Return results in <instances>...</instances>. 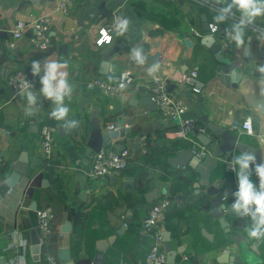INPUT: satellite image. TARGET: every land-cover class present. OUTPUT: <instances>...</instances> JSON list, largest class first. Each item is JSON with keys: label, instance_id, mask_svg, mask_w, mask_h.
Wrapping results in <instances>:
<instances>
[{"label": "crops", "instance_id": "obj_1", "mask_svg": "<svg viewBox=\"0 0 264 264\" xmlns=\"http://www.w3.org/2000/svg\"><path fill=\"white\" fill-rule=\"evenodd\" d=\"M194 7L198 11L196 19L190 15ZM115 14L130 19V32L123 37L114 35L111 43L101 44L98 30ZM202 14L207 25L214 22L215 12L196 7L189 0H126L122 5L113 0H70L66 7L59 6V0H0V56H4L0 65L3 180L12 172L21 151L28 154L26 173L0 200V254L7 256V261L36 264L30 252L31 232L37 231L35 210L50 207L52 231L41 248V264H49L44 259L45 252L56 258L55 264H62L58 260L60 248L68 249L75 264H90L99 252L96 241L115 234L126 218L129 222L102 252L100 264H146L152 236L141 231V222L153 203L168 198L162 226L170 232V244L176 250L174 264H239L225 262L224 252L239 255L243 264L253 261L264 264V240L248 238L245 227L249 221L242 219L244 229L240 230L236 227L238 218L231 211L225 212L229 229L226 231L213 214V201L218 198L222 202L225 192L229 196L223 203L230 206L232 202L231 193L237 189V180L233 171L226 170L224 160L240 151L222 157L212 171L211 183L220 188L214 194L205 186H194L199 175L190 166H174L168 160L179 150L202 147L199 128L208 131L207 121L229 129L232 121L247 116L252 119L255 135L231 132L242 143L256 148L260 158L264 156V135L260 132L263 117L250 103L263 95L264 77L257 68L264 63V39H258L259 34L248 29L250 56H244L243 48L238 49L235 44L231 49L220 50L233 68L249 76L247 84L245 81L238 88L228 86L216 71L219 62L201 42L209 34L203 30ZM40 16L49 17L50 41L46 49L32 45L30 25L20 37L12 36L17 22L30 24ZM232 23L230 19L220 25L228 27ZM194 24L199 25L201 36L192 34ZM255 24L264 29V17L257 18ZM186 39L192 41L191 46L184 43ZM133 47L144 49L147 56L144 65L139 66L129 58ZM154 54L159 55L156 61L150 57ZM48 57L68 62L64 71L74 85V92L65 103L71 110L69 119L80 121L77 129L66 131L62 122L50 118L51 101L43 97L36 115L26 117V100L7 85L8 76L21 69L38 92L41 85L39 77L31 75V62ZM106 60L108 66L104 67L102 63ZM156 62L160 69L155 76L167 78L168 92L185 105L181 120L190 121L191 129L186 137H177L170 133L177 122L167 120L165 127L132 148L129 144L135 136L163 119L156 108L149 109L143 104L153 87V76L148 75L147 69ZM190 68L197 69L204 83L200 94L177 82L181 73ZM123 70H130L134 81L118 96L85 87L86 81L95 77L113 81ZM44 124L57 128L49 156L43 155L39 142V130ZM109 124L129 131L125 137L110 139L101 149L119 150V145L124 144L129 149V162L123 171L92 179L88 172L94 153L87 142L94 130L100 134L107 132ZM30 126H36V132L29 131ZM252 179L258 182L255 175ZM80 192H84V198ZM64 221L70 224L67 232L62 231ZM238 232L244 236L247 246L244 251L231 238Z\"/></svg>", "mask_w": 264, "mask_h": 264}, {"label": "built area", "instance_id": "obj_2", "mask_svg": "<svg viewBox=\"0 0 264 264\" xmlns=\"http://www.w3.org/2000/svg\"><path fill=\"white\" fill-rule=\"evenodd\" d=\"M70 0H59V6L66 7ZM190 2L204 7L208 10H212L217 14L214 7L204 6L202 0H189ZM116 17H124L121 14H115L111 21L103 24L98 30V41L102 44H108L104 38L105 30H108V34L112 37L115 35L112 29L113 21ZM232 20V19H231ZM214 22L208 23L207 32L217 39V44L220 50L231 49L234 45L232 41L225 36V26L218 25V30L212 32L210 25ZM28 25L32 28L30 41L32 45L44 50L48 47L50 36L49 32V17L40 16L30 24L17 22L12 29V36L18 38L22 35L23 29L27 28ZM255 31L257 34L264 32V29L258 25H254L249 28ZM194 36H201V33L195 29L192 30ZM113 39V38H112ZM112 41V40H111ZM29 81L32 83L30 77L21 69H18L11 73L7 78V85L15 92L19 93L21 89L24 88L25 82ZM134 81V74L130 70H123L119 73L117 78L113 81L104 79L102 77H95L89 79L85 83V87L89 90L96 89L99 92L110 95L118 96L124 92V90ZM153 87L151 88L150 98L154 102L156 109L159 114L166 120L172 122H177V126L170 133L177 137H186V133L191 129V122L188 120H181V116L185 111V105L173 98L167 90L166 83L167 78H160L154 76L152 78ZM177 82L184 85L188 90L194 94H200L204 88V83L200 78V75L196 68H190L181 73ZM123 83L125 87L121 89L119 85ZM117 129L113 124L107 125V130ZM229 130L237 134H247L254 136L255 130L253 122L250 116L245 117L241 120H234L229 125ZM57 131L55 125L44 124L39 130V142L40 148L44 156H49L52 151L54 135ZM195 156L201 158L206 153V147L202 146L199 149H192ZM228 159V158H227ZM231 159V158H230ZM229 159V160H230ZM129 162V149L123 148L121 150H105L100 149L99 152L94 153L92 164L89 169V176L92 179L101 178L109 175L116 171H123L126 169ZM3 165V159L0 157V183L3 181L1 174V167ZM226 170L229 168L225 165ZM169 200L168 198H160L158 201L152 204L148 213L141 222V231L143 233H149L152 236V243L146 253V264H165L166 263V253L163 249L162 244V233L164 231L162 226V220L166 209L168 208ZM36 215V227L39 238L40 246V256L41 248L47 242L48 237L52 231V220L53 211L50 207L38 208L35 210ZM44 259L49 264H55L56 258L50 253L45 252L43 254ZM5 264H24L20 261H8ZM127 264V263H121Z\"/></svg>", "mask_w": 264, "mask_h": 264}, {"label": "clouds", "instance_id": "obj_3", "mask_svg": "<svg viewBox=\"0 0 264 264\" xmlns=\"http://www.w3.org/2000/svg\"><path fill=\"white\" fill-rule=\"evenodd\" d=\"M202 3L204 6L214 7L217 13L214 23L210 25L212 32L218 30V25L233 20L224 31L226 38L238 49L246 46V31L255 25L257 18L264 17V0H202ZM130 28L131 22L128 17H116L111 31L116 37H123L130 32ZM104 38L111 43L113 37L108 34V30H105ZM258 39H264V32L259 33ZM129 58L139 66L144 65L147 60L142 47L131 48ZM67 63L50 57L43 61L33 60L30 66L31 75L39 77L41 88L37 92L34 90V85L26 81L24 88L18 94L26 100L24 106L26 117L36 115L40 108L38 102L43 97L51 101L49 117L62 122L61 127L70 131L77 129L80 121L69 119L71 110L65 103L66 98L70 99L74 92V85L70 83L68 73L64 71ZM159 69L160 64L156 62L147 69V73L154 77ZM257 71L264 77V63L258 66ZM119 87L123 89L125 85L121 83ZM224 164L235 173L237 189L231 193L230 208L223 203L229 196L225 192L221 197L222 202L217 205V210L231 211L236 218L249 221L245 227L248 238L257 242L264 240V156H261L258 162L255 152L241 151L238 155L233 154L230 160L225 159ZM253 174L258 178V182L253 181ZM252 247L255 249L256 245Z\"/></svg>", "mask_w": 264, "mask_h": 264}, {"label": "water", "instance_id": "obj_4", "mask_svg": "<svg viewBox=\"0 0 264 264\" xmlns=\"http://www.w3.org/2000/svg\"><path fill=\"white\" fill-rule=\"evenodd\" d=\"M126 0H113L115 4L122 5ZM203 22V30H208V25L205 21V15L202 14L201 16ZM250 40L251 37L248 36L246 38V46L243 48V55L244 56H250ZM201 42L209 47L211 53L213 54L215 60L219 62L216 66V71L219 74V77L221 81L228 85L232 86L234 88H238L240 84L244 83L246 81V84L248 83L249 76H245V74L236 69L233 68L231 65V62L228 60L227 57L223 56L222 52L220 51V48L218 44L215 42V39L212 35L206 34L201 38ZM184 43L188 46L192 45V41L189 39L184 40ZM153 61H156L159 57L158 54H154L153 56H150ZM4 60V56H0V65L2 61ZM102 65L108 66V61H103ZM105 73L106 71H102ZM263 84L261 85V87ZM263 89V95L259 98H253L251 99L250 103L251 105L258 111L262 117H263V124L261 128V134L264 135V88ZM168 90V88H167ZM143 104L147 105V108L152 109L156 108L154 102H152L151 98L148 97L143 101ZM206 128L208 131H205V129H200V134L198 135V140L202 144V146L206 147L207 151L204 154L203 157L199 158L195 156L193 151L190 150H179L175 156L168 158L169 162L174 165H188L190 166L194 171H196L199 175L197 182L194 184L195 187L199 186H205L207 191L210 194L217 193L220 188H215L211 183V173L212 171L218 166L220 160L222 157H225L226 155L230 154L232 151H252L255 152L257 155V161L260 159V153L257 152L256 148L250 147L241 141H239L238 137L231 132L229 129H227L224 126H220L218 124L212 123V122H206ZM167 125L166 119H159L154 121L152 124L148 125L140 134L135 136L132 139L131 144H129L130 147L136 148L140 140L146 138L148 135H150L152 132L157 130L158 128H163ZM37 127L36 126H30L29 131L36 132ZM128 128H118L114 130H108L107 132L100 134V132L96 129L94 130L90 138L87 142V147L93 152L97 153L100 151L102 146H106L110 139L115 138L117 136L119 137H125V133L128 132ZM125 147L124 144L119 145V150L123 149ZM27 162H28V154L25 150L21 151L18 159L15 161V163L12 165L11 169L12 172L0 183V200L2 197H4L8 191L13 188L16 183L18 182L19 178L26 173L27 168ZM83 180V178H80V181ZM80 196L84 198L85 194L84 192H80ZM147 198H149L150 194L146 195ZM221 201L216 198L213 201V214L214 217L218 219L221 226H223L226 231L229 229L226 227V221L224 218L225 212H221L217 210V205H219ZM230 208V206H228ZM34 209H36L35 206H33ZM129 222V218L125 219V222L120 226L119 229L116 230L115 234H111L107 236L106 238L98 239L95 243V248L99 251L95 256L93 257L90 264H100L102 259V252L106 251L109 244H112L116 235L121 234L122 230L124 229L126 223ZM236 227L240 230L244 229L243 220L238 218V223ZM70 228V224L67 221H64V224L62 226V231L67 232ZM207 237L210 235L205 234ZM231 238L239 245V249L241 251L246 250L247 246L244 243V236L241 232H238L231 236ZM39 238H38V232L36 229L32 230L31 232V246H30V252L32 254V259L35 261L36 264L40 263V246L38 244ZM162 244L163 249L166 253V263L174 264L175 263V257H176V250H174L171 247L170 244V232L168 230H164L162 233ZM226 259L225 262H232V263H239L243 264L242 258H240L239 255H232L228 252H224L223 254ZM58 260L62 264H75L69 254V251L67 248H60L58 251ZM7 261V256L0 254V264H5ZM252 264H260L259 261H253Z\"/></svg>", "mask_w": 264, "mask_h": 264}, {"label": "trees", "instance_id": "obj_5", "mask_svg": "<svg viewBox=\"0 0 264 264\" xmlns=\"http://www.w3.org/2000/svg\"><path fill=\"white\" fill-rule=\"evenodd\" d=\"M194 4V3H193ZM196 7H201V6H199V5H197V4H194ZM201 8H203V7H201ZM190 15H191V17L192 18H197L198 17V11L196 10V8L194 7L193 9H192V11H191V13H190ZM193 20V19H192ZM198 22V21H197ZM194 27H195V29H197L199 32H201V29H200V27H199V25L197 24V25H195L194 24ZM247 31H246V35H247ZM253 176H254V174H253ZM165 264H169V263H165Z\"/></svg>", "mask_w": 264, "mask_h": 264}]
</instances>
